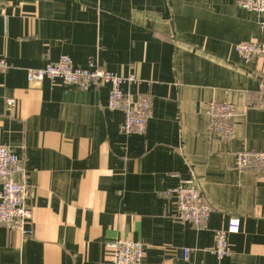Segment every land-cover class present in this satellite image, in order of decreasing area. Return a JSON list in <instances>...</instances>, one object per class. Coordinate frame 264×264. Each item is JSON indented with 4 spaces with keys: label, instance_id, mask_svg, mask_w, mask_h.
Instances as JSON below:
<instances>
[{
    "label": "crops",
    "instance_id": "obj_1",
    "mask_svg": "<svg viewBox=\"0 0 264 264\" xmlns=\"http://www.w3.org/2000/svg\"><path fill=\"white\" fill-rule=\"evenodd\" d=\"M263 20L240 0H0L11 66L0 72V144L25 162L33 229L0 225V264H112L106 244L120 239L145 244L143 264H264V167L236 165L242 151L264 152V61L236 51L264 44ZM64 55L137 76L124 91L150 98L146 134L125 132L109 84L29 83V69ZM213 101L236 107L229 139L210 133ZM190 180L212 207L201 229L175 220L166 195ZM231 218L241 229L218 260L215 233Z\"/></svg>",
    "mask_w": 264,
    "mask_h": 264
},
{
    "label": "built area",
    "instance_id": "obj_2",
    "mask_svg": "<svg viewBox=\"0 0 264 264\" xmlns=\"http://www.w3.org/2000/svg\"><path fill=\"white\" fill-rule=\"evenodd\" d=\"M240 6L252 13L264 14V0H240ZM264 31V20L261 22ZM237 53L246 63L254 60L264 61V44L242 42L236 46ZM6 59L0 60V72L10 69ZM52 85L58 83L64 86H76L81 91L110 85L108 109L121 110L125 115L124 130L127 134L145 135L152 118V102L149 97L141 96L137 101L125 93L126 86L140 84L134 74L127 77L119 76L91 62L88 68H79L73 60L62 56L57 63H49L41 69H29L28 81L40 86L45 80ZM260 107L264 109V94ZM17 107L13 98L6 100V109L12 111ZM236 107L227 102L213 101L208 107L209 127L212 136L226 140L234 135ZM239 169H256L264 167V152L245 150L236 158ZM168 197H174L177 214L174 219L182 224H190L197 229L203 228L212 213V207L200 194L194 180L184 182L166 192ZM30 187L27 185V174L24 160L15 154L8 146L0 144V225L20 232L24 237L33 235L32 212L27 205ZM241 229V220L231 218L226 229L215 233L216 244L211 252L218 260L230 257L233 253L229 236L237 234ZM107 254L112 264H143L145 259V244L138 241L120 239L106 244ZM185 259L192 250L186 248Z\"/></svg>",
    "mask_w": 264,
    "mask_h": 264
}]
</instances>
